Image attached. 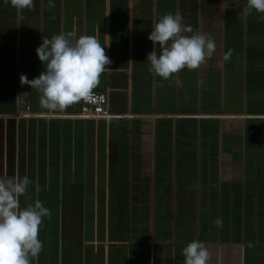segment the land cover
<instances>
[{
  "label": "crops",
  "instance_id": "1",
  "mask_svg": "<svg viewBox=\"0 0 264 264\" xmlns=\"http://www.w3.org/2000/svg\"><path fill=\"white\" fill-rule=\"evenodd\" d=\"M33 3L20 17L0 0V177L27 175L28 196L51 210L32 264H183L193 240L208 264H264L261 14L245 16L246 0ZM166 13L216 44L198 69L176 74L182 86L148 71L151 25ZM60 32L110 43V71L93 89L107 95V117L81 118L80 102L43 109L21 84L44 71L36 49ZM52 190L62 200L54 221Z\"/></svg>",
  "mask_w": 264,
  "mask_h": 264
},
{
  "label": "clouds",
  "instance_id": "2",
  "mask_svg": "<svg viewBox=\"0 0 264 264\" xmlns=\"http://www.w3.org/2000/svg\"><path fill=\"white\" fill-rule=\"evenodd\" d=\"M10 3L20 17L25 9L35 7L33 0H10ZM49 7L55 5L50 2ZM253 11L261 14L260 21H264V0H246L243 14L248 16ZM148 39L153 43V50L147 55L149 73L165 81L172 80L178 86L182 82L176 74L185 68L198 69L216 50L213 37L185 25L179 13H166L154 21ZM109 46L110 43L102 45L95 35L77 37L75 32H60L50 39L44 36L36 49L44 71L30 81L21 75V84L37 91L41 108L65 110L88 98L98 87L101 75L110 71L106 66L112 61L105 53V47ZM231 55L229 51L224 59ZM32 184L27 175L0 177V264H32L43 250L38 238L40 226L43 218L51 219V211L39 199L20 206L21 196L31 199L28 188ZM36 191H40L38 184ZM222 223L219 218L215 221L216 226ZM182 256L183 264H208L210 259L205 244L198 240L188 243Z\"/></svg>",
  "mask_w": 264,
  "mask_h": 264
},
{
  "label": "built area",
  "instance_id": "3",
  "mask_svg": "<svg viewBox=\"0 0 264 264\" xmlns=\"http://www.w3.org/2000/svg\"><path fill=\"white\" fill-rule=\"evenodd\" d=\"M17 105L21 109L20 114H26L23 92L17 96ZM78 114L83 119H99L108 116V98L103 92L93 90L92 94L80 101Z\"/></svg>",
  "mask_w": 264,
  "mask_h": 264
},
{
  "label": "rangeland",
  "instance_id": "4",
  "mask_svg": "<svg viewBox=\"0 0 264 264\" xmlns=\"http://www.w3.org/2000/svg\"><path fill=\"white\" fill-rule=\"evenodd\" d=\"M53 180V179H52ZM54 193V194H53ZM51 194H53L49 199H50V201L52 202V205H53V210H52V221H54L55 220V217L57 216V214L59 213L58 212V207L56 208L55 206H56V204L58 205L62 200H61V194H60V191H59V194L57 195V192H56V190H52L51 191ZM37 198V197H36ZM42 199H46V198H43V197H41ZM34 200H36L34 197H32V199H31V203L32 202H34ZM54 204H55V206H54ZM52 208V207H51ZM49 209V208H48ZM50 210V209H49ZM51 211V210H50ZM54 226V225H53ZM39 232H41V233H39L40 235V238H41V235H42V233L44 232V230H42V231H39Z\"/></svg>",
  "mask_w": 264,
  "mask_h": 264
}]
</instances>
